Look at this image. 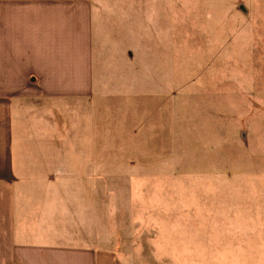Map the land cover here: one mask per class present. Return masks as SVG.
<instances>
[{
    "label": "rangeland",
    "instance_id": "rangeland-1",
    "mask_svg": "<svg viewBox=\"0 0 264 264\" xmlns=\"http://www.w3.org/2000/svg\"><path fill=\"white\" fill-rule=\"evenodd\" d=\"M90 1L86 238L123 264H264V0Z\"/></svg>",
    "mask_w": 264,
    "mask_h": 264
},
{
    "label": "crops",
    "instance_id": "crops-1",
    "mask_svg": "<svg viewBox=\"0 0 264 264\" xmlns=\"http://www.w3.org/2000/svg\"><path fill=\"white\" fill-rule=\"evenodd\" d=\"M93 5L0 0V264H123L86 238L78 199L90 186L74 174L99 167V149L79 142L97 131L103 105Z\"/></svg>",
    "mask_w": 264,
    "mask_h": 264
}]
</instances>
